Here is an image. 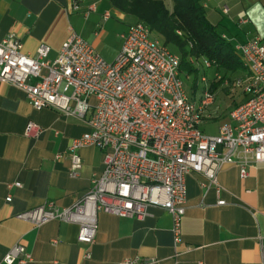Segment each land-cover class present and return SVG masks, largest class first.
<instances>
[{
  "label": "built area",
  "instance_id": "1",
  "mask_svg": "<svg viewBox=\"0 0 264 264\" xmlns=\"http://www.w3.org/2000/svg\"><path fill=\"white\" fill-rule=\"evenodd\" d=\"M78 10L73 4L72 11ZM109 17L106 13L103 20ZM121 42L111 63L75 33L54 60L48 58L47 46H39L34 59L22 53L15 36L0 42V83L24 92L35 111L51 109L64 116L87 118L89 133L69 147L70 176H78L80 150L94 147L103 154L102 175L92 180L90 190L73 206L59 209L48 202L17 219L35 227L51 221L75 224L77 242L91 246L98 213L141 221L149 216L150 208H158L171 217L177 247L186 209L187 175L199 174L216 184L225 165L237 167L242 179L248 168L264 165V44L254 37L235 47L246 69L236 84L248 100L229 113L215 136H207L201 127L215 95L206 78L200 79L206 86L201 97L191 101L179 58L153 38L148 27L141 23L130 26ZM203 68L211 69L212 64L204 62ZM217 78L215 74L214 80ZM40 132L39 126L29 122L24 136L36 138ZM5 201L9 203L11 198ZM259 246L264 264L262 241ZM31 261L21 245L11 248L2 260L4 264ZM152 263L135 259L120 264Z\"/></svg>",
  "mask_w": 264,
  "mask_h": 264
},
{
  "label": "crops",
  "instance_id": "2",
  "mask_svg": "<svg viewBox=\"0 0 264 264\" xmlns=\"http://www.w3.org/2000/svg\"><path fill=\"white\" fill-rule=\"evenodd\" d=\"M73 1L0 0V42L13 35L21 42L22 53L34 59L37 48L44 45L50 49L48 58L54 60L75 33L103 60L100 45L114 41V53L106 59L113 62L121 37L136 21L114 10L109 0H79L76 12ZM200 5L216 31L229 43L232 38L238 41L237 46L255 37L239 33L259 32L264 18V0H200ZM90 7L94 11L89 12ZM106 13L110 17L105 21ZM86 121L51 109L35 111L24 92L0 83V264L15 245L31 255L27 264H120L135 259L152 264H262L264 165L248 168L244 179L237 167L225 165L216 184L199 174L187 175L177 247L171 217L158 208H150L141 221L98 213L91 246L77 242L75 224L51 221L35 227L18 220L19 214L48 202L59 209L73 206L90 190L92 180L102 175L101 150L87 147L78 152V176H70L69 147L89 133ZM29 122L41 129L36 138L24 136ZM208 122L216 124L205 119L202 125ZM8 197L11 201L6 203ZM219 201L225 204L218 206Z\"/></svg>",
  "mask_w": 264,
  "mask_h": 264
},
{
  "label": "trees",
  "instance_id": "3",
  "mask_svg": "<svg viewBox=\"0 0 264 264\" xmlns=\"http://www.w3.org/2000/svg\"><path fill=\"white\" fill-rule=\"evenodd\" d=\"M109 1L114 10L148 27L153 38L179 58V71L184 80L193 78L195 84L199 74L198 61L211 63L216 75L223 74L222 80L210 85L212 94L227 74L240 72L246 75L235 48L209 23L200 0ZM73 4L79 6V0H74ZM242 95L245 103L248 97L243 91ZM237 106L234 104L232 110Z\"/></svg>",
  "mask_w": 264,
  "mask_h": 264
},
{
  "label": "rangeland",
  "instance_id": "4",
  "mask_svg": "<svg viewBox=\"0 0 264 264\" xmlns=\"http://www.w3.org/2000/svg\"><path fill=\"white\" fill-rule=\"evenodd\" d=\"M167 8L170 9L171 5L169 2L166 3ZM260 23V30L259 32H240L239 35H244V33H248V35L255 36L259 38L263 44H264V18L262 21H259ZM222 33V32H218ZM152 35V34H151ZM153 37V35H152ZM239 37V36H238ZM238 41L235 39L230 40V44L233 47H236ZM116 48V44L114 41L102 43L100 45V49L103 53V58H110L113 55V51ZM104 59L105 62L107 60ZM108 63V62H107ZM204 62L197 63L198 68H201L198 74V77L196 78L195 84L194 79L191 78L189 80H184L185 82V89L187 92V95L191 99V101H198L201 97L202 93L205 90V85L200 82V79L202 77H205L208 81V84H212L214 82H218L222 80L223 74L218 73L217 74V80H214L215 73L214 70L211 69H204L203 68ZM244 77V74L240 72L236 73H229L225 76V79L223 80L222 84L214 91L215 95V101L212 104L211 108L206 114L205 119H209L211 121H216L215 123L204 124L201 127L202 132L207 136H215L217 134V128L218 124H221L223 122H226L228 119V115L231 112L233 105H241L243 104V100H245V97L242 95V89L237 86L238 80H241ZM195 85V86H194ZM210 113H213L212 115H209ZM204 119V121H205Z\"/></svg>",
  "mask_w": 264,
  "mask_h": 264
}]
</instances>
